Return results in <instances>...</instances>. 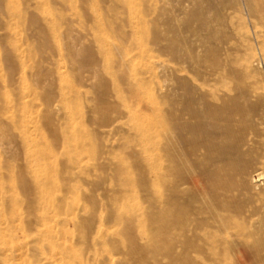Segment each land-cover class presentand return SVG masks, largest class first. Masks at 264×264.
Listing matches in <instances>:
<instances>
[{"label":"rangeland","instance_id":"obj_1","mask_svg":"<svg viewBox=\"0 0 264 264\" xmlns=\"http://www.w3.org/2000/svg\"><path fill=\"white\" fill-rule=\"evenodd\" d=\"M181 1L0 0V252L20 218L47 219L77 253L93 244L100 219L115 232L133 215L148 226L152 106L164 111L167 85H177L161 67L153 77L166 59L151 42L152 17ZM246 3L195 0L190 14L212 11L225 29L215 41L229 40L220 56L231 62V75L208 85L233 95L251 90L264 118V40L253 37ZM134 16L144 21L140 31L116 23ZM182 75L196 80L188 69ZM15 236L32 254L44 237Z\"/></svg>","mask_w":264,"mask_h":264},{"label":"bare ground","instance_id":"obj_2","mask_svg":"<svg viewBox=\"0 0 264 264\" xmlns=\"http://www.w3.org/2000/svg\"><path fill=\"white\" fill-rule=\"evenodd\" d=\"M194 3L183 0L155 10L152 17L151 42L157 55L166 59L153 67V77L161 67L172 74L177 85H165L164 111L158 104L152 106L148 226L133 215L122 220L123 228L117 233L100 219L93 226V244L77 253L59 242L47 219L35 223L20 218L8 228L0 264H264V118L258 111L260 102H251V90L233 95L222 86L208 85L218 76L231 75V62L220 56L229 40L215 41L225 29L216 25L212 11L192 17ZM245 7L253 37L264 40V0H247ZM120 21L135 31L144 22L136 16L128 21L117 17L116 23ZM214 23L216 29L212 30ZM89 56L95 60L94 55ZM186 69L196 75L193 83L182 75ZM157 91L161 93L162 88ZM163 157L165 164L161 163ZM16 231L24 237L43 233L37 254L17 241ZM107 242L110 249L103 247Z\"/></svg>","mask_w":264,"mask_h":264}]
</instances>
